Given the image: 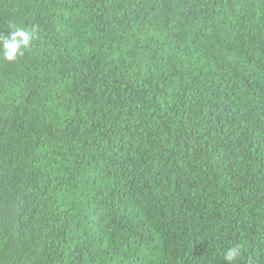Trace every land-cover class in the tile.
Returning <instances> with one entry per match:
<instances>
[{"label": "trees", "instance_id": "16d2710c", "mask_svg": "<svg viewBox=\"0 0 264 264\" xmlns=\"http://www.w3.org/2000/svg\"><path fill=\"white\" fill-rule=\"evenodd\" d=\"M0 264H264V0H0Z\"/></svg>", "mask_w": 264, "mask_h": 264}, {"label": "clouds", "instance_id": "9594fccd", "mask_svg": "<svg viewBox=\"0 0 264 264\" xmlns=\"http://www.w3.org/2000/svg\"><path fill=\"white\" fill-rule=\"evenodd\" d=\"M12 28L13 30L7 37H0V59L9 63H14L22 57L34 39L32 31L18 28L15 25ZM240 253L239 246L228 248L224 255L226 264H237Z\"/></svg>", "mask_w": 264, "mask_h": 264}]
</instances>
